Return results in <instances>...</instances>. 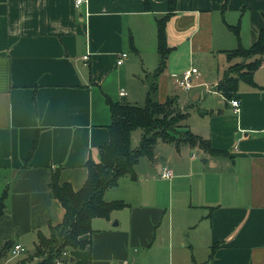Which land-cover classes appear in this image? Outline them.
Instances as JSON below:
<instances>
[{
    "label": "crops",
    "instance_id": "obj_1",
    "mask_svg": "<svg viewBox=\"0 0 264 264\" xmlns=\"http://www.w3.org/2000/svg\"><path fill=\"white\" fill-rule=\"evenodd\" d=\"M76 1L0 0V196L8 192L0 264L40 262L39 234L48 236L65 215L53 175L75 191L85 185L87 163H98L110 141L108 99L129 102L139 87L146 102V78L159 67L158 20L170 12L169 0ZM236 24L249 48L264 27V0H177L158 93L161 103L177 97L185 113L196 106V133L188 127L227 154L197 147L188 161L180 150L186 144L166 157L156 148L153 173L124 177L105 194L130 207L94 219L91 244L69 249L66 264H264V65L257 87L240 83L238 113L217 90L241 62L226 53L238 48L228 28ZM191 68L201 73L196 101L183 97L195 88L176 83ZM210 88L225 101L218 112L205 106ZM164 168L171 179L161 177ZM16 245L24 252L14 255Z\"/></svg>",
    "mask_w": 264,
    "mask_h": 264
},
{
    "label": "trees",
    "instance_id": "obj_2",
    "mask_svg": "<svg viewBox=\"0 0 264 264\" xmlns=\"http://www.w3.org/2000/svg\"><path fill=\"white\" fill-rule=\"evenodd\" d=\"M177 0H169L170 12L158 20V51L160 63L157 70L146 78L147 98L144 106L131 105L126 100L114 102L108 99L112 113L109 127L110 141L101 147L99 162L90 159L87 163L88 178L85 185L75 191L69 183H61L59 174L52 177L53 196L65 209L64 219L57 226H50L49 235L39 234L35 256L38 264H56L63 251L84 250L91 244L94 230L92 222L96 218L109 219L115 211L130 205L122 200L107 201L105 194L118 186L124 177L138 178L136 167L142 158L155 159L159 142L173 144L177 149L186 144L199 148L207 154L218 156L227 152L213 149L211 141L194 134L186 124L189 114L181 110L177 97H169L165 103L158 100L159 79L166 70L167 58L171 49L167 45L166 26L174 13ZM238 40V48L226 51L228 60L241 59L225 72L217 85V90L226 100L237 99L241 82L257 87L254 76L264 65V27L259 31L257 40L246 48L241 42L240 24L228 25ZM131 49L137 51L131 39ZM142 130L143 136L138 148L132 146V135ZM8 192L0 196V219L6 212ZM215 253L212 249L211 257Z\"/></svg>",
    "mask_w": 264,
    "mask_h": 264
},
{
    "label": "rangeland",
    "instance_id": "obj_3",
    "mask_svg": "<svg viewBox=\"0 0 264 264\" xmlns=\"http://www.w3.org/2000/svg\"><path fill=\"white\" fill-rule=\"evenodd\" d=\"M131 54H130V56H131ZM213 83H214L213 80H208L207 85H213ZM146 85L148 87L147 83H146ZM146 85H145V88H146ZM195 87H196V83H195ZM202 89L201 88H198V89L195 88L193 91H191L189 93H184L183 97H188L190 99H193V101H196V99H194V98H196V92H201ZM210 89H211L210 92H207L208 93L207 98L204 100L205 106H207V105L209 106L211 104L212 109H214L215 111H217L218 108L223 109L224 104H225L224 99L220 95H218L217 93L212 92L213 91L212 88H210ZM141 90H142L141 88L137 87L136 92H134L135 94H131L130 95V101L129 102L127 101V102L130 103L131 105L144 106L145 105L144 97L139 98L141 96ZM132 97H134V98H132ZM219 103H220V105H219ZM187 112L190 113V118L187 120L186 124L190 125V128L196 133V121L198 120V116L196 114V106H195V108L188 107ZM142 136H143L142 130H137L133 133V135H132V146L134 149L139 147V145L141 143ZM156 148L162 157L168 156L170 150H173V152H175V153L177 152V150L175 149L173 144H165L163 142H159L157 144ZM180 150H181V152H183L184 158H186L188 161H190V157L193 154L196 155V149L191 148V147L186 146V145H183ZM183 150H185V151H183ZM155 152H156V150H155ZM159 161H160V164H162V165L165 164V162H162L161 159H159ZM151 168H152V166H151L149 159L142 158L138 167H136V172L139 175H145L149 172H152Z\"/></svg>",
    "mask_w": 264,
    "mask_h": 264
},
{
    "label": "built area",
    "instance_id": "obj_4",
    "mask_svg": "<svg viewBox=\"0 0 264 264\" xmlns=\"http://www.w3.org/2000/svg\"><path fill=\"white\" fill-rule=\"evenodd\" d=\"M85 2H86V0H77L76 6L80 7ZM127 57H128L127 53H123L122 55H120L118 62H117L118 65L124 64ZM85 59H87V57H85ZM200 79H201L200 71L197 68H191L189 70H186L185 72H183L181 74V76L176 78V83L181 90L189 92L190 90H192L195 87V82L199 81ZM121 95L125 96L126 93L124 91H122ZM231 105H232L235 113H238L240 111V102L238 99L231 100ZM194 157H196V155H194ZM173 176H174L173 172L171 170H169L168 168H164L161 171V177L163 179H171ZM22 252H24V248L22 247V245H16L12 251V253L14 255L21 254ZM62 257L63 258L68 257V251L62 252L61 257H59L56 260V264H66ZM121 264H128V263L122 262Z\"/></svg>",
    "mask_w": 264,
    "mask_h": 264
}]
</instances>
